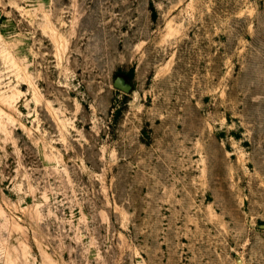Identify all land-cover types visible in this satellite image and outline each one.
I'll return each instance as SVG.
<instances>
[{"label": "rangeland", "instance_id": "1", "mask_svg": "<svg viewBox=\"0 0 264 264\" xmlns=\"http://www.w3.org/2000/svg\"><path fill=\"white\" fill-rule=\"evenodd\" d=\"M0 264H264V0H0Z\"/></svg>", "mask_w": 264, "mask_h": 264}, {"label": "trees", "instance_id": "2", "mask_svg": "<svg viewBox=\"0 0 264 264\" xmlns=\"http://www.w3.org/2000/svg\"><path fill=\"white\" fill-rule=\"evenodd\" d=\"M134 75V70L132 69L129 74L125 75L126 77H132Z\"/></svg>", "mask_w": 264, "mask_h": 264}]
</instances>
